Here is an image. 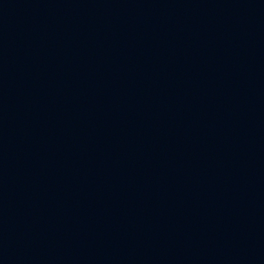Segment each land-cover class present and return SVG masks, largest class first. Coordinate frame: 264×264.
Masks as SVG:
<instances>
[{
	"label": "water",
	"instance_id": "water-1",
	"mask_svg": "<svg viewBox=\"0 0 264 264\" xmlns=\"http://www.w3.org/2000/svg\"><path fill=\"white\" fill-rule=\"evenodd\" d=\"M0 264H264V0H0Z\"/></svg>",
	"mask_w": 264,
	"mask_h": 264
}]
</instances>
